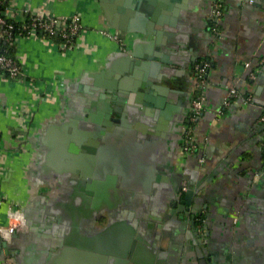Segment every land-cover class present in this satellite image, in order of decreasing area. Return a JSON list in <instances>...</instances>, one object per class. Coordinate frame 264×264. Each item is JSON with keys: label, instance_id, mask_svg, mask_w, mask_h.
I'll return each mask as SVG.
<instances>
[{"label": "crops", "instance_id": "1", "mask_svg": "<svg viewBox=\"0 0 264 264\" xmlns=\"http://www.w3.org/2000/svg\"><path fill=\"white\" fill-rule=\"evenodd\" d=\"M125 1L8 0L11 19L79 15L84 31L72 49L18 39L22 74L0 76V264H264V0L227 1L221 38L218 0ZM130 9L144 30H121ZM232 89L252 103L225 107Z\"/></svg>", "mask_w": 264, "mask_h": 264}, {"label": "built area", "instance_id": "2", "mask_svg": "<svg viewBox=\"0 0 264 264\" xmlns=\"http://www.w3.org/2000/svg\"><path fill=\"white\" fill-rule=\"evenodd\" d=\"M1 1V0H0ZM230 0H218L214 3L212 13H211V32L221 38L222 28L221 21L224 16V4ZM238 1V0H232ZM253 4V1H250ZM9 5L6 9L0 10V41H5L7 43L16 46L18 39L26 37H37L43 39L54 40L53 38L60 34L64 40L62 46L64 49H72L77 46V41L84 31V26L82 24V19L79 15H74L65 18H53V17H41V16H30V19L25 21H16L11 19L7 13ZM18 26V33L15 34L16 26ZM113 40H115L120 45L124 46L126 44L125 38L119 35L109 34ZM249 67V64H246ZM212 67L211 61H204L198 64L195 68V75L197 80V97L193 100L192 112L189 117V122L185 125L183 130V150L186 155H191L198 151L199 145L194 140V128L198 120L204 111L205 104V88L207 85V75ZM22 74V67L17 62L16 58L1 52L0 50V76H6L9 80H16ZM251 78H255L254 74H251ZM241 97V94L236 89L229 91L227 99L225 101V107L232 106L235 99ZM247 104L252 103V96L241 97ZM0 198V205L1 203ZM17 215L14 219L21 221L19 224H14L1 231V233L8 239H11L19 227L22 231L26 230V224L24 223V216L21 213L12 214L11 216ZM197 232L199 235H205L204 219L197 218ZM2 264H11L10 261L5 260Z\"/></svg>", "mask_w": 264, "mask_h": 264}, {"label": "water", "instance_id": "3", "mask_svg": "<svg viewBox=\"0 0 264 264\" xmlns=\"http://www.w3.org/2000/svg\"><path fill=\"white\" fill-rule=\"evenodd\" d=\"M108 1H110V0H101L102 4H104V3L108 2ZM250 1H252V0H250ZM119 3L121 4V2H119ZM129 3H130V0H126V1L124 2V6L131 7V5H130ZM120 9H121V11H122L124 8L121 6ZM137 9H138V10H146L144 7H137ZM130 11H132V15H133V13H134V17L131 18V21L129 22L128 26L123 25V28H121V30H127V31H138V32L144 30V29L142 28V25L139 24V23H141V22H139V20H140V19H143V18H146V16H144V14H143V13H145V12H143V11H141V12H137V11H135V10H133V9H130ZM146 13H147V12H146ZM147 14H148V16H150L149 13H147ZM110 34H111V35H115V34H113V33H111V32H110ZM131 53H132V52H131ZM177 191H178V190H177ZM178 192H179V191H178ZM188 195H192V192H189ZM27 225H28V224H27ZM204 228H205V227H204ZM14 236H16V235H14ZM14 236H13V237H14ZM14 238H15V237H14ZM14 238H13V239H14ZM4 246L7 248V243H6V242H5ZM6 253H7V255L10 254V252H9L8 250H7Z\"/></svg>", "mask_w": 264, "mask_h": 264}, {"label": "trees", "instance_id": "4", "mask_svg": "<svg viewBox=\"0 0 264 264\" xmlns=\"http://www.w3.org/2000/svg\"><path fill=\"white\" fill-rule=\"evenodd\" d=\"M7 7H8V0H1L0 1V10H4ZM29 19H30V17L27 18V20H29ZM15 26H16L15 34H17L19 25L16 24ZM53 39L55 42L60 43L61 45L64 42V40L62 39V36L60 34H57ZM0 50H1V52L6 53V54L14 57L15 46H13L10 43H7L5 41H0ZM206 61H210V60H206ZM200 219H204L203 216H200Z\"/></svg>", "mask_w": 264, "mask_h": 264}, {"label": "flooded vegetation", "instance_id": "5", "mask_svg": "<svg viewBox=\"0 0 264 264\" xmlns=\"http://www.w3.org/2000/svg\"><path fill=\"white\" fill-rule=\"evenodd\" d=\"M197 220V219H196Z\"/></svg>", "mask_w": 264, "mask_h": 264}]
</instances>
